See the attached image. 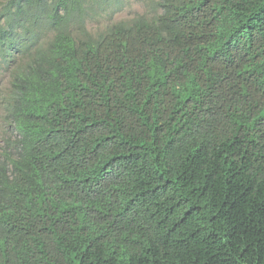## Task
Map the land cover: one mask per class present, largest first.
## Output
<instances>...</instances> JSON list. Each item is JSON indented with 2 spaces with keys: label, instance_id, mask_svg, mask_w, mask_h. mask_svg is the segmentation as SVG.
Instances as JSON below:
<instances>
[{
  "label": "trees",
  "instance_id": "trees-1",
  "mask_svg": "<svg viewBox=\"0 0 264 264\" xmlns=\"http://www.w3.org/2000/svg\"><path fill=\"white\" fill-rule=\"evenodd\" d=\"M83 1L0 12V264H264V0L75 39Z\"/></svg>",
  "mask_w": 264,
  "mask_h": 264
},
{
  "label": "rangeland",
  "instance_id": "rangeland-1",
  "mask_svg": "<svg viewBox=\"0 0 264 264\" xmlns=\"http://www.w3.org/2000/svg\"><path fill=\"white\" fill-rule=\"evenodd\" d=\"M7 1L0 0V12ZM121 2L119 5L115 1L84 0L81 11L74 12L70 16L69 32L75 39H85L87 35L97 39L115 25H131L141 18L151 21L161 13L158 0H122ZM53 36L54 31H51L46 24H42L39 29V44L45 45ZM24 62L21 61V65ZM12 71V68L0 71V154L7 145V149H10L11 143L15 140L12 128L5 123V113L1 107L2 99L9 91ZM2 159L3 155H0V161Z\"/></svg>",
  "mask_w": 264,
  "mask_h": 264
}]
</instances>
